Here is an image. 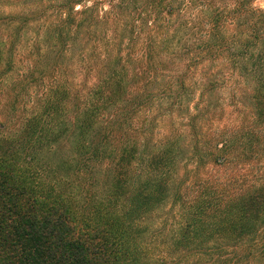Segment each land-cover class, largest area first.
<instances>
[{
	"label": "trees",
	"instance_id": "16d2710c",
	"mask_svg": "<svg viewBox=\"0 0 264 264\" xmlns=\"http://www.w3.org/2000/svg\"><path fill=\"white\" fill-rule=\"evenodd\" d=\"M256 1L0 0V264H264Z\"/></svg>",
	"mask_w": 264,
	"mask_h": 264
},
{
	"label": "rangeland",
	"instance_id": "374dc122",
	"mask_svg": "<svg viewBox=\"0 0 264 264\" xmlns=\"http://www.w3.org/2000/svg\"><path fill=\"white\" fill-rule=\"evenodd\" d=\"M255 7L258 8H262L264 9V0H258L254 3ZM6 11V10H5ZM9 81V80H8ZM10 82V81H9ZM10 90V86L4 85L1 87L0 93L2 94V99L3 97H5V95H7L8 97V92ZM8 101H5V103H7ZM4 103V105H5ZM240 106V104H239ZM8 108V106H7ZM9 110V108H8ZM235 112V107L234 105L231 104V102L229 101L227 108H225V113H224V119L225 118H229L231 115L232 118H236L237 114L233 113ZM248 115V113L246 114ZM249 116V115H248ZM2 117L0 116V119ZM177 119L176 116L174 117V120ZM171 120V119H170ZM166 121L165 123H162L160 128V132L161 134H165L170 130V123L171 121ZM229 173V172H228ZM182 174V171H181ZM170 203H172V201H169V203L165 204L164 206H162L148 221V225L151 228V234L149 236V242H150V247L151 250H153L154 247H158V243L155 242L157 241H167L172 233V229H173V225L171 226V224H176L177 221H179V216L177 213H175V211L173 210V208L171 209V205ZM155 236V237H154ZM154 237V238H153ZM158 252H163L166 253L164 256H162V254H158L157 252H155L153 254V258H149V259H155L156 261H159L161 259V257L166 258V261H176L178 262V253L173 252V249H169V250H165L167 248L164 249V244L160 245L158 248ZM167 251V252H165ZM171 251V252H170ZM152 261V260H151Z\"/></svg>",
	"mask_w": 264,
	"mask_h": 264
}]
</instances>
